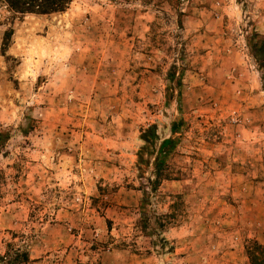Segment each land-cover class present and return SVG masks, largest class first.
<instances>
[{
	"label": "rangeland",
	"instance_id": "rangeland-1",
	"mask_svg": "<svg viewBox=\"0 0 264 264\" xmlns=\"http://www.w3.org/2000/svg\"><path fill=\"white\" fill-rule=\"evenodd\" d=\"M248 1L73 0L42 16L0 3V264L264 258V56ZM222 3L238 8L243 58L204 38V10Z\"/></svg>",
	"mask_w": 264,
	"mask_h": 264
},
{
	"label": "crops",
	"instance_id": "crops-1",
	"mask_svg": "<svg viewBox=\"0 0 264 264\" xmlns=\"http://www.w3.org/2000/svg\"><path fill=\"white\" fill-rule=\"evenodd\" d=\"M221 6L223 11L212 12L211 10H204L202 18L203 26L205 27L204 38H212L217 39L218 42L223 43V53H228L230 56L234 55L238 58L245 57V39L242 31L240 30L238 35H233L232 33L236 32L235 28V19L238 17V8L234 5V7L230 4H224ZM246 17L250 19L254 24V31L264 35V0H249L247 2V10L244 12ZM226 17L229 20H226ZM232 31V33H231ZM212 32L211 37L208 36L207 33ZM238 32V31H237ZM226 42V43H225ZM261 221V222H260ZM260 229L254 231V237L256 240L264 247V219H260ZM253 221L250 220V223L246 224V226L253 225ZM231 254H242V248H235L230 251ZM236 263V262H235ZM241 264H248L246 257H242L240 259Z\"/></svg>",
	"mask_w": 264,
	"mask_h": 264
},
{
	"label": "trees",
	"instance_id": "trees-1",
	"mask_svg": "<svg viewBox=\"0 0 264 264\" xmlns=\"http://www.w3.org/2000/svg\"><path fill=\"white\" fill-rule=\"evenodd\" d=\"M73 0H0V3L4 5L8 12L15 16H23V15H50L55 13H63L65 12ZM10 33H7L4 38H7ZM257 36L261 38V43L257 47L256 53L260 56H264V35L255 34L254 38ZM263 64V63H262ZM262 64H260L259 69H262ZM176 132L175 125L171 128V134ZM140 140L144 143V148L148 149L154 142L158 140L156 136V128L155 126H149L147 129L143 130L140 135ZM177 140L175 138H167L161 141L158 149L157 156L155 158L154 163L152 164L151 173L154 177L153 180L150 178L145 179L148 185L152 186V190L154 191L155 187L162 179L168 180V176L164 173L163 168V160L164 158L171 153L174 149ZM146 146V147H145ZM140 159V163L143 162L142 158ZM147 188L145 191L147 192ZM144 191V194H145ZM150 192V191H149ZM144 202L141 203L143 206ZM259 247V246H258ZM260 251L264 255V248L259 247ZM250 264H264V258L252 259L250 256L248 257Z\"/></svg>",
	"mask_w": 264,
	"mask_h": 264
}]
</instances>
